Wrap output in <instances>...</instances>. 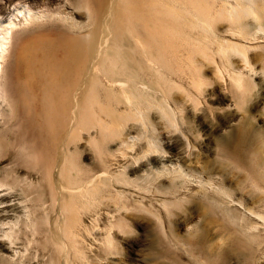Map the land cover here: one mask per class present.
<instances>
[{
    "label": "bare ground",
    "instance_id": "bare-ground-1",
    "mask_svg": "<svg viewBox=\"0 0 264 264\" xmlns=\"http://www.w3.org/2000/svg\"><path fill=\"white\" fill-rule=\"evenodd\" d=\"M6 8L0 15V250L7 254L0 260L22 264L34 247L44 264H89L90 237L101 229L93 222L101 213L122 212L120 198L145 197L148 181L168 176L170 187L154 192L179 196L186 181L205 188L182 164L186 144L175 154L144 150L127 169L135 177L121 179L111 165L119 168L126 150L134 151L138 115L156 106L172 116L174 79L186 77L184 68H193V78L207 60L241 88L244 75L233 61L241 56L257 76L248 54L264 44V0H10ZM122 133L127 141L120 144ZM92 145L98 171L86 162ZM236 145L230 156L263 180L261 163L246 151L248 130ZM208 204L214 214L223 205L215 198ZM246 215L253 221L240 228L243 243L261 244L264 214Z\"/></svg>",
    "mask_w": 264,
    "mask_h": 264
},
{
    "label": "rangeland",
    "instance_id": "rangeland-1",
    "mask_svg": "<svg viewBox=\"0 0 264 264\" xmlns=\"http://www.w3.org/2000/svg\"><path fill=\"white\" fill-rule=\"evenodd\" d=\"M9 1L0 0V15L7 9ZM260 44L264 45L263 42L255 43L257 49L248 54L251 63L254 60L253 69L258 71L257 76L248 74L252 68H244L241 56L233 58L237 64L234 70L236 73L242 71L244 75L241 88L231 80L227 70L217 69L212 62L204 60L209 66L196 68L197 75L193 78L189 71L193 68H184L185 78H173L178 85L173 89L172 102L176 101V105L171 108L172 116H163L161 110L154 106L132 120L139 124L133 133L138 141L134 151L126 150L129 155L119 160V168L115 163L111 165L117 177L124 179L128 174L135 177L127 169L137 160L136 156L149 147L156 146L175 154L186 144L184 148L188 151L182 164L188 173H192L190 176H201L205 188L186 181L179 196L164 197L154 192L161 184L170 187L173 181L172 176H168L148 181L147 189L151 193L145 197L128 194L120 198L119 204L125 205L122 212L101 213L93 222L101 229L100 233L94 232L90 237L89 264H264V252L259 251L264 247V230L258 232L261 244L254 243L252 247L243 243L240 231L244 224L253 221L247 212L264 214V179L251 176L245 165L230 156L240 135L248 130L246 151L256 166L262 165L260 169L264 171V46ZM12 59V56L7 58L6 64ZM122 137L123 133L120 137L122 142L118 141V144L127 141ZM109 145L114 149L112 151H116L114 145ZM93 146L86 162L92 170L98 171L99 155ZM121 147L125 149L126 146ZM198 188H202L200 192ZM161 198L170 204L164 205ZM212 198L223 204L215 214L208 208L209 204L207 206ZM231 200L238 204H231ZM224 208L231 210L229 218ZM102 234H106L104 238ZM4 254L7 252L0 250V255ZM36 254L33 247L27 257L19 261L22 264L24 261V264H44L40 254L38 259ZM3 263L0 260V264Z\"/></svg>",
    "mask_w": 264,
    "mask_h": 264
}]
</instances>
